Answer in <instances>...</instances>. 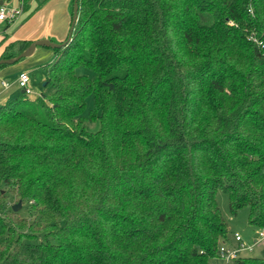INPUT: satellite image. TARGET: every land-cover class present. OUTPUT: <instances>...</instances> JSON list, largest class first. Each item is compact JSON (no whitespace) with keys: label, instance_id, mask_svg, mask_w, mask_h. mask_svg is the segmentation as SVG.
Wrapping results in <instances>:
<instances>
[{"label":"trees","instance_id":"trees-1","mask_svg":"<svg viewBox=\"0 0 264 264\" xmlns=\"http://www.w3.org/2000/svg\"><path fill=\"white\" fill-rule=\"evenodd\" d=\"M78 4L54 93L0 106V264L225 260L219 190L264 229V0Z\"/></svg>","mask_w":264,"mask_h":264},{"label":"crops","instance_id":"crops-1","mask_svg":"<svg viewBox=\"0 0 264 264\" xmlns=\"http://www.w3.org/2000/svg\"><path fill=\"white\" fill-rule=\"evenodd\" d=\"M1 2L13 7H20L23 4L24 12L13 24L0 21V60H3L2 56L6 48L13 42L34 43L48 40L53 44H61L70 34L74 0H0ZM53 58L54 51L50 47L39 46L32 56L16 65L0 70V106L13 100L19 94L18 92L24 93L18 85L21 73L30 74V70H34L40 63H48ZM30 77L29 86L32 82V76ZM257 238L258 234L254 238V243ZM230 246L237 247L238 245L236 243Z\"/></svg>","mask_w":264,"mask_h":264},{"label":"rangeland","instance_id":"rangeland-1","mask_svg":"<svg viewBox=\"0 0 264 264\" xmlns=\"http://www.w3.org/2000/svg\"><path fill=\"white\" fill-rule=\"evenodd\" d=\"M53 59L49 61L48 63L46 62L40 63L38 67H36L34 70H30V76H32V82L29 88L32 91V95L31 96L27 95V96L31 97L32 99H35L37 97L42 96L43 94L50 96L54 93L53 87L45 86V83L48 79L47 66L53 62ZM77 73L79 75H86L92 79L95 78V73L84 67H80L77 70ZM18 93L19 94L16 97L20 96L22 94V91ZM87 104H88V109H87V114H88L94 108L93 96L88 98ZM87 126L91 131H97L100 127L99 123L92 119H90L87 122ZM217 201L221 209V212L223 214V217L230 229V233H231L230 238H231L232 244L233 245L236 244L235 236L240 235L243 239V243H245L246 246H250V245L253 246L255 244L254 238L257 236V234L260 231L249 225V219H248L249 209L244 208L240 210L237 215H233L230 211L229 197L225 192L221 190L217 192ZM25 212L26 210L24 209L23 213ZM240 255H242L243 257L264 258V243L254 245L251 250L243 251L241 252ZM210 264H227V262L219 258V259L211 260Z\"/></svg>","mask_w":264,"mask_h":264},{"label":"built area","instance_id":"built-area-1","mask_svg":"<svg viewBox=\"0 0 264 264\" xmlns=\"http://www.w3.org/2000/svg\"><path fill=\"white\" fill-rule=\"evenodd\" d=\"M23 12H24L23 4H21L20 7H13L4 2L0 3L1 22H7L9 24H13L23 15ZM253 41L256 44V46L260 47L261 44L258 40L254 39ZM30 79H31L30 74L26 72L21 73L19 76V81H18L19 88L22 89L26 95L32 94V91L29 88ZM235 242L238 245V247L236 248L231 247L229 245L221 247V251H220L221 257L224 258L227 262H230L233 259L238 258L239 253L246 250H251L254 245L264 243V229L258 233L257 241L253 246L252 245L246 246V244L243 243V239L240 235L235 236Z\"/></svg>","mask_w":264,"mask_h":264},{"label":"water","instance_id":"water-1","mask_svg":"<svg viewBox=\"0 0 264 264\" xmlns=\"http://www.w3.org/2000/svg\"><path fill=\"white\" fill-rule=\"evenodd\" d=\"M79 0H74V15H73V19H72V27L70 30V34L69 36H71V33L74 29V25L77 22V18H78V10H79V4H78ZM66 44V43H65ZM64 45V44H63ZM39 46H48L50 48H59L62 45L61 44H53L48 40H40V41H36L34 43H32L31 47L24 53H22L20 56H18L15 60H0V65L3 64H9V65H13L16 62H19L20 60L24 59V58H28L30 56H32L34 54V52L36 51L37 47ZM46 85V84H45ZM22 208V203L19 202L17 205L13 206V210L15 212H19Z\"/></svg>","mask_w":264,"mask_h":264}]
</instances>
